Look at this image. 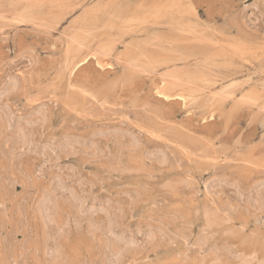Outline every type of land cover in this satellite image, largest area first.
<instances>
[{
  "label": "rangeland",
  "instance_id": "1",
  "mask_svg": "<svg viewBox=\"0 0 264 264\" xmlns=\"http://www.w3.org/2000/svg\"><path fill=\"white\" fill-rule=\"evenodd\" d=\"M122 1L0 0V19L12 20H0V264H103L117 235L130 248L118 245L120 259L106 264H264V0H161L172 7L166 18L211 45L241 43L231 64L199 58L149 73L119 69L114 57L131 37L167 33L147 17L94 32L83 57L64 69L66 33L91 7ZM182 34L192 46L191 33ZM107 35L116 39L112 55L91 53ZM173 66L200 74L194 87L162 89ZM116 78L120 85L104 90ZM249 89L257 99L240 103ZM50 188L63 199L73 191L76 210L59 200L57 220L46 226L39 205L52 206ZM54 243L57 256L49 255Z\"/></svg>",
  "mask_w": 264,
  "mask_h": 264
},
{
  "label": "bare ground",
  "instance_id": "2",
  "mask_svg": "<svg viewBox=\"0 0 264 264\" xmlns=\"http://www.w3.org/2000/svg\"><path fill=\"white\" fill-rule=\"evenodd\" d=\"M87 1V0H86ZM147 2H134L132 3V0H126V1H122L121 3H118V4H115V5H111V6H94V7H91L90 9H88L87 11H85L83 17L76 23L74 24L73 28L68 31L66 33V38H65V41H64V46H65V51H64V56H63V60H62V64H63V68L64 69H71L72 65L78 60L80 59L82 56V53L84 51V49H87L89 48V43L86 41V38L88 36H97L95 35V33H98V32H102V33H108L111 32L112 30H116V29H119V27H121V25H126V26H129L132 24V21H137L139 22L140 24L143 23V21L145 20V18L147 17H153L154 19V23L156 25H159V27L163 26L164 25L166 26L167 28V33L164 32H154L152 33L151 35H145L144 37L142 38H135V39H131L128 40L125 44H124V47L122 48V50L117 53L114 57L115 61H116V64H119V69H142V70H138V71H143V69H157L158 67H163V66H166L168 64H171L173 62H176V61H180V62H186L190 59H199L201 58V61L204 62V61H213V60H216L217 58H222V62L224 64L228 63V64H231L232 63V58L234 57H240L242 56V54L244 53V47H242V44L237 42V41H230L229 43H226V44H218V45H211V43H209L210 38L207 37V36H197L196 35V31L195 30H192L191 28L189 27H186L185 25H181L180 23L174 21V18L171 17V16H167L166 12L167 10L171 9V5H165L161 0H146ZM85 2V1H84ZM91 2V1H90ZM62 3H63V0H62ZM77 6H80V5H77ZM80 8V7H79ZM39 11V10H38ZM37 11V12H38ZM104 12V14H106V18L105 20L102 22V23H99L98 19H97V16L99 15V13ZM4 13V12H2ZM15 15V14H14ZM7 16V15H6ZM13 16V15H12ZM9 17V16H8ZM8 17H6L5 19H7ZM18 21V18H16ZM24 19V18H23ZM1 20V23L3 22L2 20L3 19H0ZM10 20V19H9ZM15 20V19H14ZM20 21V19H19ZM18 21V22H19ZM22 21V20H21ZM68 21V20H67ZM8 25L11 21H8L6 20L5 21ZM3 22V24L5 23ZM5 23V24H6ZM68 23V22H67ZM91 23L93 24V27H91ZM98 23V24H97ZM2 24V25H3ZM15 24V23H14ZM65 24V23H63ZM12 25V24H11ZM36 25V24H35ZM40 25V24H38ZM69 27V26H68ZM221 29V28H220ZM224 30V29H222ZM227 30V29H226ZM228 31V30H227ZM95 32V33H94ZM188 33H191V39L192 41L194 42H191L193 45L192 46H188L187 43H184V40H185V36H183L182 33L184 34H187ZM220 32V30H219ZM222 32V31H221ZM64 32H62L63 34ZM198 34V33H197ZM65 35V34H64ZM245 36V35H244ZM243 36V37H244ZM202 37V38H201ZM237 37V36H235ZM240 37V36H239ZM242 38V37H241ZM246 38V37H245ZM202 40V39H205V40H208L206 42V46L204 48H198L196 47V40ZM247 39V38H246ZM250 41V40H249ZM253 41V40H252ZM251 41V42H252ZM255 41V40H254ZM258 41V40H257ZM263 42V41H262ZM260 43V41H259ZM116 39L113 37V36H108L103 38L101 41H99L95 47V49H92L94 51H92L91 53H94L96 54L97 56L99 57H107V56H111L113 51L115 50L114 48H116ZM216 47V48H213V47ZM237 63V62H235ZM240 63V62H239ZM61 64H59L60 66ZM234 68V67H233ZM239 68V67H237ZM165 69H168L164 74H163V77L161 79L162 83H163V87L162 89H176V88H182L184 87L185 85H187L188 87H194L195 85V81L200 78V74H196V73H192V72H187V71H184V72H181L179 70H176V69H184V68H179L177 66H173V67H168V68H165ZM186 69V68H185ZM145 71V70H144ZM146 72V71H145ZM148 72V70H147ZM149 73V72H148ZM159 75V74H158ZM161 75V74H160ZM159 75V76H160ZM17 78V77H16ZM15 78V79H16ZM14 79V78H13ZM12 79V80H13ZM17 82V80H15ZM226 81V80H225ZM13 83V81H11ZM15 82V83H16ZM12 83L10 85V89H12ZM10 84V83H9ZM18 84V83H17ZM217 84V83H216ZM16 85V84H15ZM13 84V87L15 86ZM120 85V82H119V79H112L110 80L109 82L106 83V85L104 86V90L106 91H111L113 90L116 86ZM260 85V84H259ZM70 86V85H69ZM102 86V85H101ZM234 86V85H232ZM18 85H16L15 88H17ZM100 87V86H99ZM14 88V90H15ZM70 88V87H69ZM196 88V87H195ZM201 88V87H200ZM198 88V89H200ZM215 88V87H214ZM217 88V87H216ZM9 89V88H8ZM76 88H74V91H75ZM206 89V88H205ZM203 88V90H205ZM6 90V89H5ZM13 90V91H14ZM207 90V89H206ZM8 91H11V90H8ZM209 91V90H208ZM213 91V90H212ZM1 92V91H0ZM210 92V91H209ZM215 91H213V94H214ZM6 93V92H5ZM206 93V92H205ZM210 94V93H209ZM217 95H220L217 94ZM222 95V94H221ZM114 96V95H113ZM112 96V97H113ZM223 96V95H222ZM229 97V94L227 95ZM257 94L256 92L253 90V89H249V90H246L239 98V102L240 103H244L245 105H248L249 103H252L254 102L256 99H257ZM236 97V96H235ZM263 97V96H262ZM77 99V98H76ZM104 100V99H103ZM85 101V100H84ZM237 101V99H236ZM96 102V101H95ZM81 103V101H80ZM248 103V104H247ZM96 104V103H95ZM253 104V103H252ZM263 104V103H262ZM83 105V104H82ZM253 106V105H252ZM261 106V105H260ZM264 108V107H263ZM259 109V107H258ZM87 113V112H86ZM88 114V113H87ZM9 115V114H8ZM6 115V116H8ZM40 115V114H38ZM89 115V114H88ZM262 115V113H261ZM259 115V116H261ZM5 116V115H4ZM11 116V115H9ZM44 116L41 115V118L44 120L45 117L43 118ZM9 118V117H7ZM4 119V117H3ZM10 119V118H9ZM6 120V119H5ZM4 120V122H5ZM42 120V121H43ZM11 121V119H10ZM45 121V120H44ZM156 121V120H155ZM11 122H14V121H11ZM7 123V122H5ZM18 123V122H17ZM30 123V122H29ZM44 123V122H43ZM263 123V122H262ZM10 124V122H9ZM16 124V123H15ZM33 124V123H32ZM31 124V125H32ZM261 124V123H260ZM8 126V124H7ZM10 126V125H9ZM12 126V125H11ZM21 126V125H19ZM36 126V125H35ZM262 126V125H261ZM4 127H6L4 125ZM25 128L27 127V124H25L24 126ZM6 129V128H5ZM8 129V128H7ZM20 129V128H18ZM23 129V128H22ZM20 131H22L20 129ZM27 132V131H26ZM153 132V131H152ZM32 133V132H31ZM150 133V132H149ZM156 133V132H154ZM21 135V139H22V142H26V135L28 134H24V133H20ZM157 134V133H156ZM159 134V133H158ZM33 135V134H32ZM132 135V134H130ZM161 135V134H160ZM17 136V135H16ZM29 136V135H28ZM34 137V136H33ZM130 137V136H129ZM162 137V136H161ZM153 138V137H152ZM264 138V136H263ZM30 139V137H29ZM28 139V140H29ZM33 139V138H32ZM135 139V138H134ZM157 140V139H155ZM34 141V140H33ZM30 143V141H28ZM130 142H133L132 139ZM263 142V141H262ZM136 143V142H135ZM27 144V143H26ZM31 144V143H30ZM123 144V143H122ZM142 144V143H141ZM128 145V143H127ZM28 146V145H27ZM136 146V144H135ZM65 148V147H64ZM130 150V149H129ZM120 151V150H119ZM163 151V150H162ZM171 151V150H170ZM159 152V151H158ZM167 151L164 150V154H166ZM169 152V151H168ZM172 152V151H171ZM184 152V151H183ZM182 152V153H183ZM181 153V152H180ZM185 153V152H184ZM170 154V152H169ZM119 155V154H118ZM146 155V154H145ZM246 157L244 160L248 161V162H252V157L249 156V154L245 153ZM157 156V155H156ZM172 156V155H171ZM171 156L170 158L169 155H164L162 157V159L167 157L169 161H171ZM173 158V157H172ZM174 159V158H173ZM241 160V159H240ZM180 161V160H179ZM121 164V163H120ZM178 164V162L176 163ZM130 170V169H129ZM126 171V170H125ZM128 171V170H127ZM109 172V171H108ZM111 173V172H110ZM109 173V174H110ZM136 174V173H135ZM56 181V180H54ZM64 181V180H62ZM263 182V181H262ZM61 183V182H60ZM64 183V182H63ZM67 183V182H66ZM144 183V182H143ZM167 184V183H166ZM170 184V183H169ZM54 185V184H53ZM58 185V184H56ZM63 185V184H61ZM139 185V184H138ZM137 185V186H138ZM142 185V184H140ZM208 185V184H207ZM136 186V185H135ZM168 186V185H166ZM206 186V185H205ZM264 186V184H263ZM51 187V186H50ZM140 187V186H139ZM260 187V186H258ZM54 189V187L52 188ZM57 189V187L55 188V190ZM58 190V189H57ZM61 190V189H60ZM171 190V189H170ZM64 191V190H63ZM67 193V192H66ZM259 193V192H258ZM59 194V193H58ZM255 194V193H254ZM46 195V194H45ZM64 195V194H63ZM63 195L61 196H57V193L54 192L53 190H51L50 188V191L47 193V196L46 198L51 200L53 203L52 206H45L46 202H44L45 204L40 203L39 205V210H40V216H41V219H42V222L44 223L43 225H46V226H49L47 225L48 222H51V224L54 223L55 219L57 220V217H56V208L59 207V205L57 206L58 204V201L62 200H66L67 201V204L71 205L69 206L72 207L75 206V196L73 194V191L71 192L70 196L68 195L65 199H63ZM79 195V194H78ZM62 197V198H61ZM251 197V196H250ZM255 197V201L261 203V201L263 200L261 196H258L256 198V196H253ZM83 199V198H82ZM208 199V198H207ZM250 199V198H249ZM78 200H81V199H78ZM85 200V199H83ZM210 200V199H209ZM211 201V200H210ZM47 202H50V201H47ZM64 203V202H63ZM77 203V202H76ZM85 203V201H84ZM66 205V203H64ZM79 203L76 204V206L78 205ZM62 205V204H61ZM60 205V206H61ZM251 205V204H250ZM259 205V204H257ZM2 206V205H1ZM80 206V205H79ZM253 206V205H252ZM68 207V206H67ZM84 207V206H83ZM86 207V205H85ZM92 207V206H90ZM74 209L76 207H73ZM73 208H70V209H73ZM87 208V207H86ZM93 208V207H92ZM257 209L259 208L258 206L256 207ZM99 209H102L99 208ZM63 212V214L67 211L64 212L63 209H61ZM76 210V209H75ZM90 210V208L88 209ZM80 211V210H79ZM94 211V210H93ZM71 212V211H70ZM82 212V210H81ZM90 212V211H89ZM60 213V215L62 214ZM73 212H71L72 214ZM77 213V212H76ZM75 213V215H76ZM83 213V212H82ZM87 213V212H85ZM2 214V213H1ZM67 214V213H66ZM64 214V216L66 215ZM79 214V213H78ZM74 215V217H75ZM81 215V214H79ZM84 215V213H83ZM111 215V214H109ZM188 215V214H187ZM68 216V215H67ZM82 216V215H81ZM108 216V215H107ZM114 216V215H111V217ZM119 216V215H118ZM117 215L114 216L115 218L118 217ZM56 217V218H55ZM83 217V216H82ZM91 217V216H90ZM206 217V216H205ZM65 218V217H64ZM69 218V217H68ZM70 218L73 219V217L71 216ZM107 218V217H106ZM105 218V219H106ZM120 218V217H119ZM208 218V217H207ZM63 218H61L62 220ZM77 219V218H76ZM87 219V218H86ZM111 219V218H110ZM71 220V219H70ZM84 220V219H82ZM109 220V218L107 219ZM106 220V221H107ZM117 221V219H115ZM114 220V221H115ZM120 220V219H119ZM110 221V222H109ZM108 223H104L105 225V229L106 230H111V222L112 220H109ZM113 221V222H114ZM59 222V221H58ZM75 222V221H74ZM80 222V221H79ZM67 223V222H64V224ZM82 223V222H81ZM94 223V222H92ZM101 223V222H99ZM116 223V222H115ZM114 223V225H115ZM49 224V223H48ZM64 224L62 226H64ZM97 224V223H96ZM107 224V225H106ZM117 224V223H116ZM68 225V224H67ZM65 225V227L67 226ZM89 225V224H88ZM87 225V226H88ZM119 225H121L119 223ZM71 226V224H70ZM102 226V227H104ZM113 226V225H112ZM59 227V226H58ZM57 227V228H58ZM64 227V228H65ZM68 227V226H67ZM51 229V227H49ZM60 228V227H59ZM64 228H63V231H64ZM119 228V227H118ZM118 228L116 229V227L114 226L113 227V230L116 229L118 230ZM205 228V227H203ZM200 229V228H199ZM60 230V229H59ZM66 230V229H65ZM69 229H67L68 231ZM75 230V233L77 234L78 229H73ZM87 230V229H86ZM90 230V226H89V229ZM49 231H52V230H49ZM92 231H94V229L92 228ZM119 231L120 228H119ZM202 231V230H201ZM200 231V232H201ZM203 231H205L203 229ZM97 232V231H95ZM103 232V231H102ZM112 231H110L111 233ZM154 232V231H153ZM48 233V232H47ZM59 232H57V235H58ZM68 233V232H67ZM66 233V234H67ZM74 233V234H75ZM89 233V231L87 232ZM98 233V232H97ZM109 233L108 236H113L115 235V233H113L112 235ZM118 233V232H117ZM120 233V232H119ZM155 233V232H154ZM53 234V233H51ZM62 234V233H61ZM65 234V232H64ZM80 233H78V236H79ZM84 234V233H83ZM91 234V232L89 233ZM96 234V233H94ZM99 234V233H98ZM104 234V233H103ZM148 234V233H147ZM164 232L161 234V236L163 238H165V236L163 235ZM199 234V233H198ZM60 235V234H59ZM86 235V233H85ZM92 235V234H91ZM167 235V234H166ZM175 235V234H174ZM202 235V233H201ZM199 234V236H201ZM67 237V235H65ZM93 236V235H92ZM95 236V235H94ZM123 236V235H122ZM207 236V235H206ZM55 237V236H54ZM61 237V236H60ZM90 237V236H89ZM99 237V236H98ZM103 237V236H102ZM101 237V238H102ZM161 237V238H162ZM170 238L172 236H169ZM198 239H200L198 236H196ZM52 238V237H51ZM59 238V236L57 237ZM88 238V236H87ZM109 238V237H108ZM125 238V237H124ZM130 238H133V236H131ZM157 238V237H156ZM204 238V237H202ZM209 238V237H208ZM92 239V238H91ZM90 239V240H91ZM103 239V238H102ZM112 239V238H111ZM110 239V241H111ZM134 239V238H133ZM131 239V240H133ZM136 239V238H135ZM168 241L169 238L167 236ZM165 239V242H168L167 240ZM175 239V238H174ZM196 239V240H198ZM210 239V238H209ZM59 240V239H58ZM137 240V239H136ZM164 240V239H163ZM195 240V241H196ZM203 241V239H200ZM172 241V240H171ZM178 241V239L176 240V242ZM180 241V239H179ZM199 241V240H198ZM202 241H199V243L196 241V243L200 244V242ZM205 241V240H204ZM203 241V243H204ZM208 241V239L206 240ZM121 242H124V244L122 245ZM128 242V241H127ZM126 241H124L121 237V235H117L116 237H114L112 239V241L109 243L110 244V251H111V256L108 254L106 256V258L103 257V259H105L103 262V264L107 263V262H112V261H118L120 259V255L118 253H120L121 249L120 247H118V245H120L122 247V249H126L128 246V243ZM131 242V241H130ZM129 242V244H130ZM138 242V241H137ZM174 242V241H173ZM46 243V242H45ZM48 243V241H47ZM108 243V242H107ZM201 243V244H203ZM206 243V242H205ZM204 243V244H205ZM72 244V243H71ZM171 244V243H170ZM206 245V244H205ZM204 245V246H205ZM131 246V244H130ZM197 246V245H196ZM203 246V245H202ZM133 247V246H132ZM137 247V245H136ZM199 247V246H198ZM107 248V247H105ZM130 248V247H129ZM200 248V247H199ZM136 249V248H135ZM202 249V248H201ZM49 250V255L51 256H57L60 254V249H59V246L58 244L54 243L52 244V246H50V249ZM107 250V249H105ZM108 250V251H109ZM213 250V249H212ZM196 251V250H195ZM201 251V250H200ZM209 251V250H208ZM215 251V250H214ZM252 251V250H251ZM103 252V251H102ZM106 252V251H105ZM207 252V251H206ZM211 253H213L212 251H210ZM11 253V252H10ZM200 253V252H199ZM208 253V252H207ZM210 253V254H211ZM228 253V252H227ZM258 253V251H257ZM106 254V253H105ZM122 254L124 255V253L122 252ZM178 254V253H177ZM237 254V253H236ZM184 255V254H183ZM186 255V254H185ZM216 255V254H215ZM225 255V254H224ZM10 256V255H9ZM14 256V255H13ZM63 256V255H62ZM60 256V257H62ZM104 256V255H103ZM208 256V255H207ZM255 256V255H254ZM65 257V256H64ZM230 257V255L228 256ZM236 257V256H235ZM253 257V256H252ZM123 258V257H122ZM216 259V258H215ZM223 259V258H221ZM225 259V258H224ZM223 259V260H224ZM250 259V258H249ZM122 260V259H121ZM240 260V259H238ZM65 261V260H64ZM63 261V262H64ZM225 261H228V260H225ZM250 261V260H248ZM264 262V260H262ZM14 262V260H13ZM18 262V261H17ZM121 262V261H119ZM132 262V261H131ZM224 262V261H223ZM12 263V262H11ZM108 263V264H109ZM115 263V262H114ZM226 263V262H225ZM224 263V264H225ZM57 264V263H56ZM112 264V263H111ZM229 264V263H228Z\"/></svg>",
  "mask_w": 264,
  "mask_h": 264
}]
</instances>
